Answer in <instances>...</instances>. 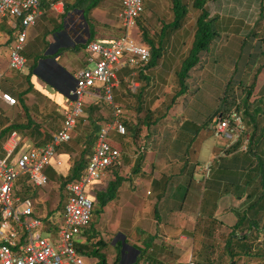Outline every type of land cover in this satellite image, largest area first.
Wrapping results in <instances>:
<instances>
[{
	"label": "rangeland",
	"instance_id": "rangeland-1",
	"mask_svg": "<svg viewBox=\"0 0 264 264\" xmlns=\"http://www.w3.org/2000/svg\"><path fill=\"white\" fill-rule=\"evenodd\" d=\"M216 4L218 8V19L215 22V29L221 37L217 42H214L212 47H210L208 50L209 54H203L204 56H202L197 68H194L191 71L189 81H187V92L177 98L176 102L173 103L169 109H166V107L170 104L171 97L178 90L175 72L178 70L179 64L187 52L192 37L193 29L189 26L190 23L195 21L196 12L191 9L189 13L190 23L186 21V28L176 32L173 37L170 36V38L164 43L165 57L162 59L163 65L160 67L158 64L157 67L147 70L146 76L149 78V81L139 78L137 71H134L135 73L130 75L132 70L125 67L124 69L127 71L122 77H126L127 80H120L121 77H117V80L121 83L118 88L115 91L113 89L112 92L113 104L114 106L116 105V108L119 110L117 118L121 122L126 121L131 125L136 124L139 127L136 136L127 132L121 140H116V136H113L112 134L111 139L113 144L118 148L121 157L126 156L133 159L137 150L140 149V146L144 145L147 148L150 147L149 149L144 150L146 155L145 171L147 173H155L156 170V174L158 175V173H161L162 171L165 173L177 172L178 164L173 162L175 160L170 159H173V156L177 158L179 153L175 151L187 152L188 155H186L189 156V160L191 159V161L186 168V172H189V167H193L194 175L193 173V176L190 175V173L189 175L185 173L182 174L181 177L175 175L170 176L166 182L165 194L168 196L172 193H176L179 197V199L177 198V203L181 204L183 197L189 195L188 198L193 200V192H198L197 202L195 206H193V211L196 213V221H199L201 218L200 209L204 207L211 209L214 208L216 203L218 209L229 207L239 210L248 203V199H245L246 194H253L249 185L245 186V189H243L242 182L245 178L247 181L248 178L241 174V178L238 180L237 177L240 175V172L237 171V168L229 171L232 175L231 180L235 177V181H241L239 185L236 184L230 186L229 193L234 195L233 202L231 200L230 202L227 201L228 199H232L230 198L231 195L227 197L222 196L223 194L220 195L219 191L217 189L215 190L216 187L213 190H208L207 187V192L205 191L203 194L207 180H210V182L213 181L214 186L220 184L218 179L210 178L211 175L209 176V170L214 168V166L211 168L209 165L212 158L210 147H215V150L224 149V145L215 142L216 140L213 137L211 130L212 123L208 121L206 126L203 125V123L207 121L209 116L215 111L227 107V99L232 94H223L224 85H226L230 76L232 78L235 77L233 72L235 68L237 69V74L243 70V75L241 77L246 84H250L256 75V86L250 101L257 97L258 89L264 82V28L253 30L252 28L244 27V23L248 21V17L253 14H257L258 18H262L260 23L264 24V0H217ZM118 11L119 5L117 0H105L95 9V13H97L96 20L93 18H91V20L96 23L97 27L103 25L99 22L100 20H107L111 24L117 25ZM241 11L244 12L239 15L238 12ZM79 19H81L80 12L72 11L66 16L65 22L75 26L79 24ZM169 19L170 0H144V12L140 16L139 21L147 30L149 38L155 39V36L161 27L159 22H166L169 21ZM137 25L138 21L136 22V27L133 30V33L131 31V37L137 42L145 44ZM234 28H238V30ZM98 30L108 39H116L122 35V30L119 27L115 28L110 25L105 27L101 26ZM247 30H249L250 34L254 33L253 35L257 36L258 40H256V42L253 43L251 38H246ZM239 41H241V43L242 41L244 42L242 48L239 47ZM248 46L251 47V50H254V58L252 61L254 63H250L247 67L242 68L245 65V62L238 61L237 57H243V55L239 53V50L241 49V53L244 54V51ZM49 49L50 46H47L44 49V53L48 52ZM80 50L82 51V49L79 48L78 52L67 51L65 53L66 60L69 61L70 58L71 60L73 59L71 65L75 69L82 64L81 60L77 58V53L79 54ZM30 52H23V55L28 62H31V60L35 58V54L29 55ZM259 66L261 68L258 69L257 67ZM124 69L120 70V72L117 73V76ZM140 89H143V105L141 111L137 108L138 100L136 98V94ZM236 90L239 93V88H236ZM238 101L240 100L238 99ZM103 107V114H101L102 118L105 119L104 121L109 122L112 119L113 107L106 102H104ZM147 109L153 113L152 120L154 119L156 121L155 125H151L148 128H146L145 124L142 122ZM21 118H23V116ZM242 123L243 130L238 138L240 141L238 148L241 152L245 151L244 149H247L248 144V129L246 123L243 121ZM174 141H177L176 144H174L175 147L173 146V143H175ZM177 145L180 147H176ZM262 147H264V137L262 139ZM223 153L226 154L227 152L224 151ZM238 156L241 157L242 154H239ZM119 168H121L120 170L123 174H130L128 167L121 166ZM107 175L112 176L110 169H108L106 176ZM130 176H132V174H130ZM107 178H104L102 181L106 182ZM193 180L194 183H190V181ZM198 182H200V187L198 186L197 188L196 185ZM58 184L59 180L53 179L51 181L49 180L48 184L43 188H33L26 184L23 177H20L15 182L11 198H18L20 201H23L24 199L32 200L35 213L43 211L44 209H46V211L49 209L53 210L57 207L59 201V193L57 190ZM194 184H196V187ZM239 190H242L245 193V195L244 193L242 194V199L240 200L237 198ZM143 193V184H139L136 190L133 191L134 197L140 198L141 200L145 199ZM202 198L204 200L203 202L201 201ZM231 202L234 203L235 206H233ZM208 210H202L201 214L203 220H205L204 218L211 217L212 213L208 212ZM213 216L215 220L217 219L216 222H219L223 217V214L221 215V211H219L218 213H214ZM222 219L224 220L222 221ZM222 219L220 221H222L223 225L220 223L219 231L216 236L220 240L217 245L218 250L222 247L223 237L228 228L227 225L231 224L235 217L233 213L225 212L224 218ZM90 223L97 228H103V222L101 223L99 215H92ZM106 225V230L110 231L109 224ZM119 232L121 231H117V234ZM117 234L109 235L107 239L105 238V247H100L102 253H106L108 256L114 255L113 259L115 258L116 253H119L120 245H122L121 243H124L122 238H126L125 233L121 234V236ZM134 234H139V230H135ZM126 239L128 244H124H126L129 250L130 264H140L141 261H143L142 255L138 252L141 248L140 244L135 243L136 241L132 240V238L130 239V236ZM261 239H264V236H262ZM115 245H117V247ZM161 254L166 255V257L168 256V253L163 251H161ZM140 255L141 257H139ZM145 258L150 261L151 264H156L153 263L150 257L145 256L144 259ZM168 261L167 258L162 259L164 264H167ZM110 263H112V261ZM118 264H120L119 261Z\"/></svg>",
	"mask_w": 264,
	"mask_h": 264
},
{
	"label": "trees",
	"instance_id": "trees-1",
	"mask_svg": "<svg viewBox=\"0 0 264 264\" xmlns=\"http://www.w3.org/2000/svg\"><path fill=\"white\" fill-rule=\"evenodd\" d=\"M39 1L40 8L42 5L49 4L48 0ZM104 1L105 0H54L53 2L62 3L64 18L72 11L80 12L82 14L81 22L86 23L89 28L91 24L90 13L98 6H100ZM216 1L217 0H170V19L166 22H159L161 27L156 34L155 39L149 38L147 30L141 25L139 21L140 17L136 20V22L138 21L137 26L139 28L142 40L145 43L144 45L148 47L150 53L148 63L144 66L143 69L138 70L137 74L139 78L145 81H149V78L146 76L147 70H151L152 68L157 67L158 64L160 67L163 65L162 59L165 57L164 43L168 38H170V36L173 37L176 32L182 30L183 28H186L187 22L190 23V9L196 12L195 21L193 23H190L189 26L191 27V29H193L190 44L187 48L185 56L179 64L178 70L175 72L178 90L171 97L170 104L167 105L166 109H169L171 105L176 102L177 98L181 97L187 92V81H189L191 71L194 68H197V65L199 64L202 56H204L203 54H209L208 50L210 49V47H212L214 42H217L221 37L215 29V22L218 19V14H212V11L210 9H207V5L209 3H216ZM242 12L244 11L238 12V14L241 15ZM15 24L18 25L19 21H16ZM62 26L63 25L61 24L60 28H62ZM234 29L238 30V28ZM249 30H247L246 32V38H251L252 42L254 43L256 42V40H258L257 36H254V33L250 34ZM92 31L93 28H89L90 35L84 44L85 46L93 38ZM238 44L239 47L242 48L244 42L242 41L241 43V41H239ZM239 51V53L242 54L243 57H237L238 61L245 62V65H242V68L247 67L250 63H254L252 62L254 58V50H251L250 46L247 47V49L244 51V54L241 53V49ZM257 68L259 69L261 67L259 66ZM33 69L34 66L30 68V71H33ZM132 72L130 73V75H132ZM233 72L235 74V77L232 78L230 76L229 80L226 82V85H224L223 90L224 95H227V93L232 94L227 99V107L215 111L211 116H209L208 120L205 121L203 125L206 126V123H208V121L210 123H213L214 119L218 116H228L232 110L235 111L241 117L242 121L246 123L248 129L247 149L241 152L238 148L240 145V141L237 140L230 148L223 151L221 150L222 153L224 151H226L227 153H223L222 156L218 157L217 160H215L210 165L211 168H213L214 166V168L212 169L214 172L212 170H209V176L211 175L210 178L218 179L220 184L214 186L213 181L210 182V180H207L205 185L206 187L203 190V194L205 193V191L207 192V187L208 190H213L216 187L215 190L217 189L220 195H224L225 193L229 192L230 186H234L236 184L239 185L241 181H235V177H233V180H231L232 175L231 173H229L230 170H233L235 168H237V171L240 172V175H238L237 177L238 180H240L241 174L245 175V177L248 178L247 181L245 178L242 182L243 189H245V186L249 185V187H251L250 189H252L253 194H246L245 199H248V203H246L244 207L239 210H232L235 221L231 226L228 227L223 237L222 247L219 250L217 248V245L219 244L220 240L214 233V227L217 223L219 224V222H216L213 216L217 210V204L215 203L214 208L211 209H209L208 207L200 209L201 218L199 219V221L202 223L201 230L203 234V242L202 250L198 253L199 264H264V239H261V237L264 236V147H262V139L264 137V82L258 89L257 97L253 98L250 101V98L252 97L253 91L256 86V75L254 76L253 81L250 84H246L241 77L243 75V70L240 71L239 74H237V69L235 68ZM236 88H239V93L237 92ZM142 96L143 89H140L136 94V98L138 100L137 108L139 111H141L143 105ZM238 99L240 101H238ZM24 111H26L25 108ZM152 114L153 113L149 111V109H147L146 114L143 116L142 122L145 124L146 128L156 124V121L154 119L152 120ZM26 120V124H10L3 130L2 135L7 136L12 132H17L21 129H30L31 131L40 130V124H34L30 116L27 114ZM122 123L125 127V134L121 136L112 132L111 137L113 134V136H116V140H121L127 134V132L131 135L136 136L139 130V127L136 124L131 125L126 121H122ZM89 125V132L87 133V135L82 136V139L79 143L75 142L74 144H71L67 142L60 145L56 149V151L61 149L63 153L68 155L71 161L70 166L65 172L59 171L58 166L54 164L46 166L43 170L48 182L49 180L51 181L53 179L59 180V184L57 186V190L59 193V201L57 207L53 210H47V214H53L61 210L64 200L63 189L65 183L78 180L86 167L88 157L91 153L99 128L95 119L90 120ZM174 142L175 143H173V146L177 141ZM47 143L42 142L38 145L42 146ZM111 144L116 147L113 144V141L111 142ZM176 147L180 146L177 145ZM149 148L150 147L147 148L144 145L140 146V149L137 150L133 159L126 156L121 157L120 154L118 160L109 168L112 175L110 176L111 179L107 180L105 184L97 182L96 184L92 185V188L94 186V188L92 189L93 193H89V197L92 201L91 216L99 215L103 212V208L116 197L117 190L123 182L132 181L131 177L122 174L120 170L121 168L119 167H121L122 164H132V166L130 167V174H138L141 171L142 165L145 161L146 155L144 150H147ZM175 152H178L180 156L178 154L177 158L173 156V159L170 160H175L173 162L178 164L177 172L165 173L162 171L160 173V178L157 181H154L156 183H159L162 188H166V182L170 176L175 175L177 177H181L182 174L185 173L188 175L189 173L190 175H192L193 173L194 175L193 167H189V172H186V168L189 166L191 161V159L189 160V156H187V152ZM239 154H242V156L239 157ZM190 183H194V180L190 181ZM195 185L196 184H194V186ZM196 186L197 188L198 186L200 187V182H198ZM238 192L239 193H237V198L241 199V196L244 192L242 190H239ZM201 201H204L203 198L201 199ZM202 210H208V212H211V217L204 218L205 220H203L201 214ZM88 227L89 225L86 228L82 229L80 236L84 235L85 230H87ZM92 237L93 239L95 238L94 235ZM148 239L149 241L146 240V244L139 249V253L142 255L143 261L151 264V262L146 258L144 259V257L147 256L151 258L153 263L164 264L162 262V258L160 259L161 251H158L160 247L153 243V237H149ZM101 246L105 247V243L102 240H96L95 242L90 243L88 246L80 242L76 244V247L80 252H86L89 254V256L96 257L99 264H106V254L101 252ZM115 246L117 247V245ZM148 249H151L152 251L149 252L147 251ZM118 254L116 253L112 263L108 264H118ZM141 255L139 257H141Z\"/></svg>",
	"mask_w": 264,
	"mask_h": 264
},
{
	"label": "built area",
	"instance_id": "built-area-1",
	"mask_svg": "<svg viewBox=\"0 0 264 264\" xmlns=\"http://www.w3.org/2000/svg\"><path fill=\"white\" fill-rule=\"evenodd\" d=\"M48 1L51 6L57 3ZM117 1L120 5L117 22L122 35L108 45L97 41L87 43L84 50L86 65L73 74L70 100L62 111L61 125L50 141L42 146L20 147L13 155L19 138L12 132L3 147L5 155L0 159V264H92L76 244L82 229L91 220L89 187L102 182L110 166L120 157L118 148L111 144L112 132L125 134V127L117 118L119 110L113 104L117 73L128 67L133 74L143 69L150 58L148 47L131 37L137 18L144 12L143 0ZM39 16V0H0V18H7L8 23L19 21L14 26V37L8 47L10 70L24 69L22 51L27 30L35 25ZM95 90L113 107L112 119L99 126L92 153L80 178L65 183L61 210L38 217L32 200L11 198L15 182L23 177L33 188L48 184L43 170L50 164H61L56 149L71 140L74 127L84 116V98ZM0 98L9 106L17 104L16 98L1 87ZM211 130L215 139L224 145V150L228 149L242 133V119L232 110L228 116L216 117Z\"/></svg>",
	"mask_w": 264,
	"mask_h": 264
},
{
	"label": "crops",
	"instance_id": "crops-1",
	"mask_svg": "<svg viewBox=\"0 0 264 264\" xmlns=\"http://www.w3.org/2000/svg\"><path fill=\"white\" fill-rule=\"evenodd\" d=\"M216 5L214 2L209 3L207 9H210L212 14L218 13ZM63 14L61 2L54 3L52 6L50 3L41 6L38 20L34 26L27 30L26 45L23 49V52L31 51L29 55L35 54V58L31 62H28L23 55L25 67L21 71H14L8 68V47L14 37L16 21L13 20L14 22L8 23L7 18H0V87L4 92L9 93L17 100L16 105L9 106L0 98V159L5 155L3 147L10 136H3V130L13 123L26 124L27 120L24 118L26 114L30 116L34 124H40L41 128L38 131H31L30 129L17 131L16 134L19 140L18 145L13 151V155L17 153L20 147L39 146L38 144L49 141L50 135L59 128L63 118L62 111L70 100L69 91L73 87V74L86 65L84 53L86 46L84 44L90 35L89 28H93V38L91 41L108 45L113 39L106 38L98 29L101 26L105 27L108 25L115 28L119 27L118 24L113 25L107 20H100L99 22L103 25L97 27L96 23L91 20V18H96L97 13H95V9L90 13L91 24L89 28L86 23L81 22V13L79 24L75 26L66 23V17L64 18ZM261 19L258 18L257 14L250 15L248 21L244 23V27L252 28L253 30L264 28V24L260 23ZM61 24L63 25L62 28H60ZM47 46H50V49L44 53V49ZM79 48L82 51L80 50L79 54L77 53V58L81 60L82 64L75 69L71 65L73 59L66 60L65 53L67 51L78 52ZM33 66V71H30V68ZM124 73H126V69L121 71L117 77L119 78L120 76V80L126 81V77H122ZM120 83L116 80L114 91ZM103 104L104 100L100 98V93L96 90L85 96L84 116L74 127L72 138L68 143H79L82 136L87 135L90 120L95 119L98 127L106 123L101 115L104 110ZM24 108L26 111H24ZM22 116L23 118H21ZM215 142L220 144L217 140ZM210 149L212 158L209 165L222 156V151L224 150H215L213 146ZM57 155L61 160V164L58 165L59 171L65 172L70 166L71 161L68 155L63 153L61 149L57 151ZM123 166L128 167L130 171L132 164H122ZM123 175H126V173ZM126 176L131 177L132 181L123 182L117 190L116 197L99 214L101 223L103 222V228H97L90 223L88 229L85 230L84 235L79 237L77 243L80 242L87 246L96 240H102L105 243L109 235H115L120 230L121 232L117 235L121 236V234L125 233L126 238L130 236V239L132 238V240L136 241H134L135 243L140 244L141 248L146 244V240L149 241V237H153V243L160 247L158 251L168 253L167 257L163 254L160 257V259L167 258L169 260L167 264H199L198 253L202 250L203 242L202 223L196 221V213L193 211V206L197 202L198 192H193V200H190L188 198L189 195H186L183 197L182 203L178 204L177 198L179 199V197L176 193L166 196L165 188H162L159 183L154 182L160 178L161 174L158 173L157 175L156 170L155 173H147L145 171V161L138 174L132 176L128 174ZM105 178L107 180L111 179L108 175ZM101 183L105 184L103 181ZM139 184H143L144 186L143 195L145 199L142 200L133 195V191L136 190ZM93 188L92 186L89 187L88 192L90 194L93 193ZM229 195H231L230 198L232 199H228L227 201L230 202L234 196L232 193L227 192L223 196L227 197ZM232 205L235 206L234 203ZM232 210L229 207L218 209L217 206L215 213L221 211V215L223 214V217H221L224 218V213H232ZM46 214V209L35 213L38 217ZM220 220L219 224L217 223L214 227L216 235L218 234L220 223L223 225L222 221L224 219ZM234 221L232 220L231 224H228L227 227L231 226ZM106 224H109L110 231L106 230ZM135 230H139V234H134ZM93 235L95 236L94 239ZM126 238L123 237L122 241L128 244ZM147 251L151 252L152 250L148 249ZM81 253L87 257L90 263L99 264L96 257L89 256L86 252ZM113 257L114 255L108 256L106 254L107 263L113 261ZM143 263L149 264L144 261H141L140 264Z\"/></svg>",
	"mask_w": 264,
	"mask_h": 264
},
{
	"label": "flooded vegetation",
	"instance_id": "flooded-vegetation-1",
	"mask_svg": "<svg viewBox=\"0 0 264 264\" xmlns=\"http://www.w3.org/2000/svg\"><path fill=\"white\" fill-rule=\"evenodd\" d=\"M121 244L122 245H120L119 254H118L119 263L120 264H130V257H129L130 255L128 252L129 250H128L126 244H124L123 242ZM134 253H135V251H134Z\"/></svg>",
	"mask_w": 264,
	"mask_h": 264
}]
</instances>
